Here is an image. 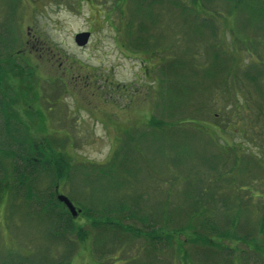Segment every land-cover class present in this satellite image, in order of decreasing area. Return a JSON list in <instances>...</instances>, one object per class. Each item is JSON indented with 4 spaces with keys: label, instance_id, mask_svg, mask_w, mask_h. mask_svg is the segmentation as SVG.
Returning <instances> with one entry per match:
<instances>
[{
    "label": "rangeland",
    "instance_id": "rangeland-1",
    "mask_svg": "<svg viewBox=\"0 0 264 264\" xmlns=\"http://www.w3.org/2000/svg\"><path fill=\"white\" fill-rule=\"evenodd\" d=\"M202 1L0 0L4 87L20 97L13 133L55 164L34 175L0 153V264H264V15ZM3 133L0 115L11 140ZM23 171L41 197L25 207L3 194ZM58 194L80 213L58 206L54 228L35 214ZM196 208L229 232L228 215L240 216L236 239L188 243L177 230ZM139 219H168L173 243L156 251L132 236Z\"/></svg>",
    "mask_w": 264,
    "mask_h": 264
},
{
    "label": "trees",
    "instance_id": "trees-1",
    "mask_svg": "<svg viewBox=\"0 0 264 264\" xmlns=\"http://www.w3.org/2000/svg\"><path fill=\"white\" fill-rule=\"evenodd\" d=\"M216 3L217 2H225L226 6L228 8H230L231 10H239L238 8L244 4V6H249V7H256V11L258 12V14L264 15V0H214ZM195 3H201L203 5L204 4L202 0H195ZM212 3V2H211ZM215 6V3H213ZM211 9V8H210ZM220 13V12H218ZM215 35V32L213 34V36ZM4 40H1V36H0V44L4 45ZM8 47L5 46L3 47V49H1L0 47V59L1 60H6V57L8 58L11 55V52H7ZM6 63V62H5ZM4 65V64H3ZM0 64V115L3 118V125H4V133H3V137H5V139H11L14 140L12 141L13 143H10L11 140L6 141V142H2L0 140V153H3V155L8 158L10 160H19V163H22L24 165H26L28 167V165L31 166V173L32 174H36L37 170L35 167H41L44 166V168H46L47 166L52 167L54 164V161L52 158H50V156L48 155V153L44 150V148L41 145H38V147H34V143L30 140L32 138H30V136L24 132L21 133L20 136L19 135H15L13 133L14 128L20 130L19 124L22 125V122L20 120L19 114L15 108V106L18 104V102L20 101V97L18 95V93L16 91H14L13 89L10 88L11 92H13V96L9 93V91L4 87V81L6 79L7 76V70L4 69L3 66ZM9 89V88H8ZM12 123H18L17 126L12 127ZM16 131V130H15ZM8 137V138H6ZM25 139H28L27 141H25ZM19 145L18 150L16 151H12L14 150V148H12L14 145ZM25 144H28V148H24ZM25 149V152H23ZM248 170V167H245V170ZM25 171H23L20 175H19V185L21 186L20 188H22L20 190V188H14L13 186H11V184L9 185H4V197L6 196V198L8 199V202L10 201V197L11 199L13 198V196H17L19 198H21L22 203H19L20 206L25 207L28 206L27 203L28 200L29 201H35V202H40L41 201V197L40 195L34 190V187L29 184L26 186V181L24 180L27 176V174ZM192 191V189H191ZM54 197V196H53ZM45 206L43 208V210L39 209L36 212V216L38 219H41L43 221L47 220L50 223L51 226H53L55 228V225L57 227V217L62 216V212L65 210L68 215V211L66 208L63 209V211H60L58 209V206H64L63 204H61L60 202L56 201V198H51L48 200V202L46 203L45 201ZM198 204V203H197ZM199 206V205H198ZM65 207V206H64ZM211 210V209H210ZM212 212H214V207L212 208ZM211 212V214H212ZM204 210H202L201 208H196L194 210V212H191V215H188L190 222H188V226L186 225L185 227L183 225H180L181 229H178L177 231L179 233H182L184 231H188L191 233L192 237L191 239L188 240V243H194V244H204V246L209 247L210 249L212 248H221V246H223V240H228V238L233 237V239H236L237 235L235 232L236 228L239 225L240 220V216H235V215H228V222L227 225L230 224L232 227L229 228L230 232L228 230H225L224 228H220V226L222 224H218L219 227L216 225H211L210 224V218H207V216L203 215ZM238 213V211H237ZM240 214V210L239 213ZM33 215V216H35ZM133 216V215H132ZM167 217L170 218V216L168 215ZM117 222L115 224H111L112 226H118L122 231L125 230V232H127L126 227L124 228L120 222L121 219H119V217H117ZM139 221L143 222V228L142 229H134L129 227V231L131 232L132 236H147L150 238V242H151L155 247V250L157 251L158 248L157 246L160 247V249L162 248V244L164 245H171L170 243H173V240L171 239V233H167L166 230L170 228V226L167 225L168 223V219L164 220V225L161 224V226L158 229H155L154 225H150L152 223H146L145 219H139ZM147 224H149L148 226H146ZM202 224V225H200ZM261 225L262 228L260 227L261 233H264V219H261ZM221 227H225V226H221ZM149 228V229H148ZM144 229H148V231H146L147 234H143L142 232H144ZM203 229V230H200ZM67 230H76L74 228V226H72V224H68L65 226V232H68ZM81 230V229H79ZM134 230H137L136 232H134ZM205 230V232H204ZM53 232H57V236L59 237L61 235V237H63V229L56 231L55 229L53 230ZM176 231V232H177ZM204 232V233H203ZM233 232V233H231ZM84 236V237H83ZM88 236L87 233H83L81 239L84 241L85 238ZM247 239V237H242L240 236L239 239L243 240ZM237 238V240H239ZM187 241V240H185ZM184 241V242H185ZM222 241V242H221ZM183 242V243H184ZM249 242V241H248ZM254 243H252V245H256L259 246L258 242L253 241ZM263 245V244H260ZM223 248V247H222ZM233 250H236V248H234ZM210 252H213L212 250H209ZM190 254L187 253L186 250H184V256L188 257ZM191 256V255H190ZM182 260V259H181ZM50 264H54L53 262H48ZM46 263V264H48ZM14 264H27L24 262L23 257L19 256V260L18 262L14 263ZM60 264H64V263H60Z\"/></svg>",
    "mask_w": 264,
    "mask_h": 264
},
{
    "label": "water",
    "instance_id": "water-1",
    "mask_svg": "<svg viewBox=\"0 0 264 264\" xmlns=\"http://www.w3.org/2000/svg\"><path fill=\"white\" fill-rule=\"evenodd\" d=\"M90 37H91V32L89 31H85V32H81V33H78L76 36H75V42L83 47L85 45L88 44L89 40H90ZM57 199L59 202L63 203L67 208L68 210L70 211V213L75 217L77 216L78 212H80L76 207L75 205L73 204V202L65 195L63 194H58L57 195Z\"/></svg>",
    "mask_w": 264,
    "mask_h": 264
},
{
    "label": "flooded vegetation",
    "instance_id": "flooded-vegetation-1",
    "mask_svg": "<svg viewBox=\"0 0 264 264\" xmlns=\"http://www.w3.org/2000/svg\"><path fill=\"white\" fill-rule=\"evenodd\" d=\"M92 34H93V32L92 31H90ZM14 56V55H13ZM17 57V55L16 56H14L13 58H16ZM3 63V61H1L0 60V64H2Z\"/></svg>",
    "mask_w": 264,
    "mask_h": 264
}]
</instances>
